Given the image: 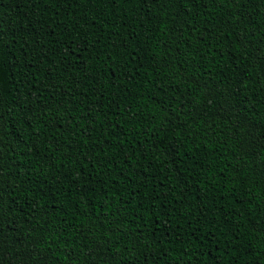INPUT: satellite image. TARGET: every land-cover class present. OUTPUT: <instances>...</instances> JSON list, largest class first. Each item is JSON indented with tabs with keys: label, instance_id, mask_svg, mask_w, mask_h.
Here are the masks:
<instances>
[{
	"label": "trees",
	"instance_id": "16d2710c",
	"mask_svg": "<svg viewBox=\"0 0 264 264\" xmlns=\"http://www.w3.org/2000/svg\"><path fill=\"white\" fill-rule=\"evenodd\" d=\"M3 264H264V0H0Z\"/></svg>",
	"mask_w": 264,
	"mask_h": 264
},
{
	"label": "snow or ice",
	"instance_id": "6c2138e0",
	"mask_svg": "<svg viewBox=\"0 0 264 264\" xmlns=\"http://www.w3.org/2000/svg\"><path fill=\"white\" fill-rule=\"evenodd\" d=\"M0 264H3V261H0Z\"/></svg>",
	"mask_w": 264,
	"mask_h": 264
}]
</instances>
